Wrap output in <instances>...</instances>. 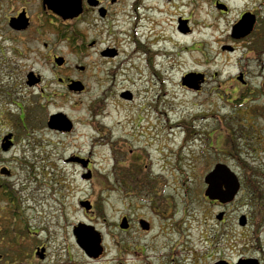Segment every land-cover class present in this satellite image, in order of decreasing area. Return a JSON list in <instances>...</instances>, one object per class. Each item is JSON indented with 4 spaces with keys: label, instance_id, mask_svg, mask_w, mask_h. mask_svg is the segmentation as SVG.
Returning a JSON list of instances; mask_svg holds the SVG:
<instances>
[{
    "label": "rangeland",
    "instance_id": "obj_1",
    "mask_svg": "<svg viewBox=\"0 0 264 264\" xmlns=\"http://www.w3.org/2000/svg\"><path fill=\"white\" fill-rule=\"evenodd\" d=\"M148 1L150 4L144 5V0V7L137 9V21H133L131 0H124L104 21L94 15L93 20L79 25L88 42L102 40L119 51L116 57L107 59L98 53L103 43L79 53L74 50V40L59 41L52 33L40 35L35 41L25 31L23 41L17 44L9 37L6 23L7 15L14 10L7 12L0 4V139L6 133L13 134V146L4 152L0 149V167L10 170V175L1 177L13 183L18 197L4 213L12 208L19 214L17 221L25 217L29 220L30 229L16 234L15 239L18 243L34 235V245L44 246L43 260L36 261L40 254L29 255L31 241L20 244L24 246L21 254L37 264H90L82 261L85 256L72 234L73 225L85 221L80 199H90L100 209L92 226L101 234L106 254L97 264H115L120 245L146 244L148 239L142 230L125 232L117 226L122 213L153 217L136 196L151 193L147 182L128 189L118 180L122 163H132L139 177L154 176L155 191L175 195V203L184 195H193L185 202L190 204L186 208L189 212L177 208L166 222L176 227L159 233L154 228L150 233L152 248L143 254L153 260L149 264H212L218 257H264V233L249 235L238 230L235 223L231 228H220L210 216L213 209L217 212L222 208H208L201 201L203 175L214 163L227 160L226 155L214 143L213 149H205L204 142L209 140H199L197 135L184 142V131L177 126L179 119H189L196 113H227L223 99L211 90L212 84L196 93L180 83L183 73L198 69L217 71L218 81L234 73L215 56L212 26H206L218 22L221 27L222 22L208 12L203 0ZM179 17L186 19L189 32L178 30ZM149 29L155 33L154 38ZM133 31L139 44L161 52L155 58L158 70L151 69L139 45L135 47L137 43L130 38ZM49 53L63 56L65 68L55 66ZM77 65L85 66L84 70H78ZM30 71L40 77L36 85L25 83ZM60 74L77 78L84 89L68 90L57 80ZM122 91H129L132 98L122 99ZM12 102H18L21 108ZM58 111L72 121L71 131L47 127L48 115ZM203 118L194 126L202 128L213 120ZM71 155L90 159L91 178L83 179L84 169L66 161ZM126 171L130 173L128 167ZM237 204L225 207L229 215L246 210L243 203ZM207 208L210 211H203ZM233 216L229 221L235 222ZM5 244L3 238L0 264L11 261Z\"/></svg>",
    "mask_w": 264,
    "mask_h": 264
},
{
    "label": "flooded vegetation",
    "instance_id": "obj_2",
    "mask_svg": "<svg viewBox=\"0 0 264 264\" xmlns=\"http://www.w3.org/2000/svg\"><path fill=\"white\" fill-rule=\"evenodd\" d=\"M60 1L69 4L78 2L81 11L73 17L63 18L61 14L52 9L54 0H0V4L5 7L7 12L14 10L7 15L6 19L8 26L7 31L9 32L8 35L11 40L15 41L17 44L21 43L25 31H28L30 39L33 38L35 41L39 39L40 35L52 33L53 37L55 36L59 41H67L68 39L76 41L74 44L75 52L83 53L88 47L92 48L96 44L98 45V43L103 42L102 40L98 42L97 39H92L88 42L86 34L79 28V25L87 23L89 18L93 20L94 15H97L100 20L104 21L110 16L112 10L119 8L124 2V0ZM143 1L144 0H131V7L134 11V14H132L133 21L138 20L137 9L140 6L144 7V5L150 4V1L146 0V3L143 5ZM170 1L171 0H164L165 3ZM203 3L205 6L207 5L208 12L212 13L217 20L222 22L221 27L218 25V22L215 25L206 24L207 27L212 26L211 36L215 37L213 41L215 43L213 52L215 56H219L223 60V63H226L229 68H232L234 73L229 74L224 80L218 81L215 79L218 75L217 71L209 73L201 69L195 70L201 74L196 82L199 88L196 93L201 92L204 86L212 84L209 85L211 86V90L216 91L218 94L217 96L223 99L227 113L222 116L196 113L189 119L185 118L184 124L181 121L180 125L183 129L191 127L192 125L193 128L195 127L193 133L197 135L199 140L208 139L209 141H207V143L204 142L205 149H213L214 144L217 145L218 148H220L219 151L223 152L227 159L224 162H218L227 166L229 170L234 172L238 179V190L229 201L221 202L218 199H209L204 191H202L201 201L207 204L208 208L211 205L222 208L217 212L213 209L210 220H215L222 229L231 228L235 223L237 224L238 230H242L249 235H259L264 233V0H203ZM19 14H23L27 17V26L23 29L10 27L9 19ZM178 19L182 18L179 17ZM149 31L151 32L152 29H149ZM189 31L190 29L187 28V30L183 32ZM133 33L134 31L130 34V38L137 42ZM151 33L153 36L152 38H154L155 33H153V31ZM43 45L45 47L48 46L46 42H44ZM145 46V48H140L147 54L148 57H146V61L149 65L153 64V68L156 62L155 58L159 56L161 52L158 50L153 51L152 47ZM16 50L18 51L17 48ZM16 50L15 52H17ZM98 53L102 59H107L116 57L119 51L115 49L114 45L103 43ZM55 55L56 54L49 53L51 61H53ZM149 57H153V60L150 61ZM65 65L66 60L64 58V62L59 66L57 65V67L64 69ZM84 68L85 66H83L81 71L84 70ZM159 68L156 69L158 70ZM56 78L61 84L66 86L69 79L72 77L69 75L62 76L60 74ZM27 85H36V83ZM182 87L187 89L184 85H182ZM122 98L128 100L124 98V96H122ZM12 103L18 108V102ZM202 117L208 120L213 117V120H209V125L205 126L206 128L194 126V123L199 121ZM222 189H225V187L223 186ZM136 196L139 202L146 205L150 215L153 217L147 218L142 217V215H135L139 216L136 218L133 217V213L131 212L122 213L117 218V226L120 231L125 232L142 230L143 235L148 241L145 245H140L138 247H134V245L133 247H128V245L116 243L120 245L118 246L120 250L118 249L119 255H117V258H114L116 261L115 264H124V261H129L132 264H149V262L153 261L148 259L149 256H143V254L147 253V250L152 248V245L149 243L150 233L154 228H156L157 233H159L163 232L168 227H176L174 226L175 223L166 224V222H170V218H172L173 214L178 212L177 208H180V211L183 213L189 212L186 208H188L190 204H186L185 202L190 201V198L193 197V195H184L180 202L175 203L176 200L173 199V197H176L175 195L159 194L155 192L145 194L144 196H141V194ZM87 200L91 207L88 210H83L81 208L85 219L82 223L94 225V217L99 216L100 209H98L99 207L95 202H92L90 199ZM237 203H243L246 210L241 213H236L238 214L237 216L229 215L225 207L229 205L239 206ZM130 204L131 202L128 203V206ZM208 208L203 209V211H210ZM139 209L141 210L142 207L140 206ZM18 215L17 213V216ZM231 216H233L235 222L229 221V217ZM242 216L243 219H241ZM121 220L125 221V228L119 226ZM28 221L27 217H25V219L19 218L18 221L14 218L11 227L14 231L22 233L24 230L27 231L30 229L25 226L29 224ZM17 222H19V225ZM33 236L18 242V244L20 245L30 240L32 245L29 249V255L34 253L37 254V252L41 250L42 256H39L36 261L43 260L45 255L44 246L42 244L34 245ZM5 242V245L8 246L7 249H9L10 244L8 240H5ZM33 245L34 249L31 250ZM79 249L85 256L82 258V261H88L90 264H97L106 254L104 245L102 246L101 253L96 256H88L84 253L82 248L79 247ZM126 251L128 252L126 253ZM125 256L129 257L125 258ZM67 260L72 261V259ZM213 260L212 264L216 262L236 264L239 261H264V257H257L256 254L255 256L241 255L236 259L230 260L224 259L223 257H218ZM26 261H31V264H37L29 257L16 258L15 261H9L8 264H27ZM3 264H7V261H4Z\"/></svg>",
    "mask_w": 264,
    "mask_h": 264
},
{
    "label": "water",
    "instance_id": "obj_3",
    "mask_svg": "<svg viewBox=\"0 0 264 264\" xmlns=\"http://www.w3.org/2000/svg\"><path fill=\"white\" fill-rule=\"evenodd\" d=\"M52 9L61 14L63 18H70L77 15L80 11V4L78 2H73L71 4L67 2H62L60 0H54V4H52ZM102 12V11H100ZM185 20H179V29L184 30ZM10 26L15 29H23L27 26V18L24 17L23 14H19L17 17H12L10 22ZM56 64H61L63 62V58L58 56L54 58ZM81 68V67H80ZM198 73L189 72L182 77V83L186 84L188 87L197 88L198 84H196L198 78ZM39 81L37 76H34L32 72L27 74V84H33ZM82 84L79 81H72L68 88L72 90H81ZM126 98H130L129 92H123L121 94ZM47 125L50 128L69 131L72 127V122L70 119L62 112L53 113L48 117ZM11 137V133H8L3 137L1 142V148L6 150L11 142L9 141ZM69 160H75L82 164V166H86L88 160L81 159L79 157L73 156L70 157ZM2 173H8V171L4 168L0 170ZM83 177H90V171L82 174ZM205 182L207 183V187L205 189V194L210 199H218L221 202L229 201L232 196L235 194L238 188V182L234 174L223 164H216L214 168L205 176ZM225 189H222V187ZM81 205H84L86 209L89 208V204L87 200L80 201ZM243 219V216L241 217ZM87 227V228H86ZM120 227L125 228L126 223L124 220L121 221ZM73 233L76 236V242L78 245L88 254L96 256L101 252L100 246V236L97 231H95L91 226H85L84 224H77L73 228ZM214 264H223L222 262H216ZM236 264H258L257 261H239Z\"/></svg>",
    "mask_w": 264,
    "mask_h": 264
},
{
    "label": "trees",
    "instance_id": "obj_4",
    "mask_svg": "<svg viewBox=\"0 0 264 264\" xmlns=\"http://www.w3.org/2000/svg\"><path fill=\"white\" fill-rule=\"evenodd\" d=\"M192 131L193 128L191 126V128H187L184 138L189 139L192 138ZM128 167V170L130 171V173H128L126 171ZM133 176V173L135 175H137L135 177V175ZM120 180L122 181V183L128 188L131 189L133 188L135 185H137L138 182H142L144 181L147 182V186H150L149 191L151 193H155V184L156 182L152 179H147V175L142 174L140 177L138 175V173L136 174L134 171V166L132 165V163L128 164V166H123L121 168L120 171ZM135 177V178H134ZM143 183V184H144ZM139 184V183H138ZM17 192L15 190V187L13 186V183H11V181H9V179H3L0 176V240H2L4 238V240H8V242L10 243V245L12 246V250L10 251V256L15 258V257H21V252L20 250L17 248V244H16V239H15V235H16V231L13 230V228L11 227V223L13 221L14 218L18 217L17 213L15 211H12V208H9V212H5L6 210L5 207L6 206H11L12 203H14L17 199ZM7 214V217L5 219L4 222H1V220H4L5 215ZM18 233V232H17Z\"/></svg>",
    "mask_w": 264,
    "mask_h": 264
}]
</instances>
